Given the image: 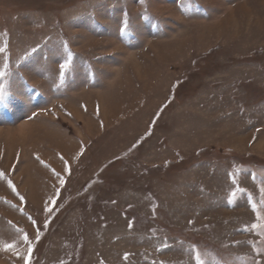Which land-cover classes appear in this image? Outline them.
Returning <instances> with one entry per match:
<instances>
[{
  "label": "rangeland",
  "instance_id": "rangeland-1",
  "mask_svg": "<svg viewBox=\"0 0 264 264\" xmlns=\"http://www.w3.org/2000/svg\"><path fill=\"white\" fill-rule=\"evenodd\" d=\"M0 49V264H264V0H0Z\"/></svg>",
  "mask_w": 264,
  "mask_h": 264
},
{
  "label": "crops",
  "instance_id": "crops-1",
  "mask_svg": "<svg viewBox=\"0 0 264 264\" xmlns=\"http://www.w3.org/2000/svg\"><path fill=\"white\" fill-rule=\"evenodd\" d=\"M229 84H230V82L228 84H226L227 90H224V92H223L227 95L228 98L230 95L228 91H231V88H232V84L231 85H229ZM215 88H217V87H215ZM219 90H216V92H214L212 95L213 96L212 105H209V102H208L205 104L206 107L202 108V110H198V112H197L198 114L203 113L201 122L200 123L197 122V126L194 129L189 130V131H191V132H188L189 136L187 133H185L183 131L179 132V139H180L181 143H183V139H184L183 137L188 136L189 140H191V141L197 140V141L203 142L202 144L205 145L203 133H206V132L204 130H206V126L219 122V119L218 118L216 119V115L218 116L217 112L218 111L221 112V109H219V108H221V107L226 108L227 109L226 115H229V113L231 114L230 110H232V109H228V107L233 108L232 111H234V108H235V104H233L234 100L232 101L230 98L226 99V96H225L226 100H222L221 95H220L221 92H219ZM259 90L261 92L262 91L264 92V77L260 79ZM232 115H233V113H232ZM258 115L260 116V124L259 125L255 124L257 126L255 128V130L261 129V136H263L261 138V140L263 139V142H264V100H262L258 104ZM205 116H206V118H205ZM207 116H209V117H207ZM255 125L253 127H255ZM184 145H185V149H187L186 141H185ZM206 146L209 147V144H207Z\"/></svg>",
  "mask_w": 264,
  "mask_h": 264
},
{
  "label": "snow or ice",
  "instance_id": "snow-or-ice-1",
  "mask_svg": "<svg viewBox=\"0 0 264 264\" xmlns=\"http://www.w3.org/2000/svg\"><path fill=\"white\" fill-rule=\"evenodd\" d=\"M129 29V25L127 23H125L122 27V31H127ZM3 49H0V52H3ZM62 70H67L69 69L70 65L68 63H64L62 65H60ZM7 68V66L5 65V69ZM6 75V71H0V80H3L4 77ZM6 93L4 91L3 88H0V102H3L5 99ZM51 211V209H49ZM25 241H27L29 244H31V241H28V237L25 236ZM31 253V248H29V254ZM197 264H205V261L202 259L201 255L199 253L196 254L195 257Z\"/></svg>",
  "mask_w": 264,
  "mask_h": 264
}]
</instances>
